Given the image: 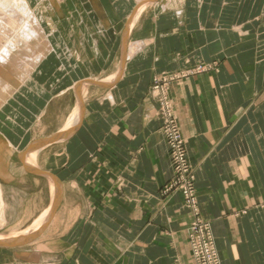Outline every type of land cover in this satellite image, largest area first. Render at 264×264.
<instances>
[{
  "label": "crops",
  "instance_id": "1",
  "mask_svg": "<svg viewBox=\"0 0 264 264\" xmlns=\"http://www.w3.org/2000/svg\"><path fill=\"white\" fill-rule=\"evenodd\" d=\"M259 1L66 0L56 51L0 110V182L26 208L5 234L45 223L0 247V264H195L192 214L160 191L172 167L148 90L199 62L217 70L172 81L169 95L200 213L222 264H264Z\"/></svg>",
  "mask_w": 264,
  "mask_h": 264
},
{
  "label": "built area",
  "instance_id": "2",
  "mask_svg": "<svg viewBox=\"0 0 264 264\" xmlns=\"http://www.w3.org/2000/svg\"><path fill=\"white\" fill-rule=\"evenodd\" d=\"M210 70H217L216 63L199 62L181 71L155 76L152 79V91H150L158 103V113L161 118L160 131L168 147L172 167V176L160 191L164 196L172 192L181 193L183 206L192 214L187 234L195 264L222 263L215 245L211 223L200 213L193 168L188 160L186 142L181 134L168 88L173 80Z\"/></svg>",
  "mask_w": 264,
  "mask_h": 264
},
{
  "label": "bare ground",
  "instance_id": "3",
  "mask_svg": "<svg viewBox=\"0 0 264 264\" xmlns=\"http://www.w3.org/2000/svg\"><path fill=\"white\" fill-rule=\"evenodd\" d=\"M39 1L40 2L43 1L39 7V11H41V13L46 12L48 9L53 10L55 13H58L60 11L59 9H61L66 3V0H39ZM36 8H37V4L34 5L33 0H0V28H4V29L6 28L9 30L13 28L17 29L19 25L18 22L22 21L23 23L22 28L20 30L17 29L18 33L15 32L16 37L13 36V38L8 42V46L2 49V51L0 52V61H3V62L6 61V58L9 57L8 55L10 54V52H12V49L13 47H15L18 39H23L25 42L28 43L31 40H33V35H32L33 32L39 31L38 33H40L41 37L44 35V32L42 31V27H41V20H40L43 17L38 18V16L35 15ZM53 48L54 47L48 43L46 44L45 47H41L40 49L35 50L32 56L30 55L31 58L29 57L30 62L26 64L25 75L24 76L21 75L22 78L19 77L20 81L18 80L19 83L16 86H14V84L11 85L7 83V81L4 78L2 79L4 82H2V80L0 81V91L2 92L8 91V95L6 97L0 95V110L6 104V102L12 97V95L15 94L16 91H21L23 87L28 85V83L30 82V78L32 77V73L36 70L39 63L42 60H44L48 54H50L51 50L52 51L54 50ZM134 50L135 49L132 47V49L129 50L128 55L132 54ZM1 65L2 64H0V66ZM28 157L29 159H32L31 154ZM5 209L6 208H5L4 198H3V190H2V185L0 182V225L3 224L6 218ZM39 223H41V221ZM36 225L37 223L34 226Z\"/></svg>",
  "mask_w": 264,
  "mask_h": 264
},
{
  "label": "rangeland",
  "instance_id": "4",
  "mask_svg": "<svg viewBox=\"0 0 264 264\" xmlns=\"http://www.w3.org/2000/svg\"><path fill=\"white\" fill-rule=\"evenodd\" d=\"M38 1L39 0H33V4L34 5L37 4V8L35 10V15H37L38 18H40V17L42 18L43 17L40 20H41L42 31L44 32L45 36L43 35L42 36L43 38H42L40 36V33H38L39 31H36V32H33V34H32L33 35V40H31L28 43L25 42L23 39H18V41L16 40L17 43H16L15 47H13L12 52H10V54L8 55L9 57L6 58V61L5 62L0 61V64H2L0 66V81L4 78L7 81V83H9L11 85L14 84V86H16L19 83L18 80L20 81V78H22L21 75L22 76L25 75L26 64L30 62V58L33 55V52L35 50H38L41 47H45L46 44H48V43L51 44L54 47L53 48L54 49L53 52H55V50L57 49V48H55L54 44L51 41V36H54V34L51 31H53V30L56 31L58 29L57 15H56V13L53 10H49V9L46 12L41 13V11H39V7H40V5L42 4L43 1L42 2H40V1L38 2ZM72 3H70L71 6H72ZM263 4H264V0H260L259 1L260 10L264 9V5ZM70 21H68V24H69ZM18 24L19 25H18L17 29L20 30L22 28V26H23V23L21 21V22H18ZM20 24H22V25H20ZM5 29L4 28H0V52L2 51V49H4L5 47L8 46V42L13 38V36L16 37L15 35H16V33H18L17 32L18 30L15 29V28H13L11 30H9V29L5 30ZM54 38L56 40H59L58 33H55V36L52 37V40ZM51 52H52V50H51ZM194 75H196V74H194ZM194 75H192V76H194ZM152 81H151V84H150V87H149L148 91H149V96L152 99H154L152 97V95H151V92H150V91H152V89H151ZM2 82H4V81L2 80ZM168 91H169V88H168ZM1 92L2 91H0V95H2L4 97H6L8 95V91H3L2 94H1ZM157 115H158V117L160 119V122H161V118H160L159 113H158V103H157ZM5 151H4L3 148H0V155H1V153L5 152ZM29 161H30V159H29ZM33 162H35V159H34ZM14 163H15V161H14ZM30 189H31L30 190V192H31L30 195H32L34 191H33L32 187ZM2 190H4V189H2ZM12 195H14V193H12L9 189H7V190L5 189L3 191V198H4L5 208H6L5 209V212H6L5 217L6 218H5V221L3 222V224L0 225V234L8 232V231L14 229L15 227H17L18 225H15L14 223H12V217H13L12 215H16L17 212H20V211L22 212V211H24L26 209L24 206H21V207L18 206V201L14 200V199H16V195H15L14 199H11ZM27 200H29V198H25L24 199V205L25 206H28V204H26ZM12 202L15 203L14 207L11 206ZM43 217H44V215H43ZM34 225H32L33 228H37L38 227V226H34ZM1 258L2 259H11L10 252L9 251L5 252L3 254V256H0V259Z\"/></svg>",
  "mask_w": 264,
  "mask_h": 264
},
{
  "label": "water",
  "instance_id": "5",
  "mask_svg": "<svg viewBox=\"0 0 264 264\" xmlns=\"http://www.w3.org/2000/svg\"><path fill=\"white\" fill-rule=\"evenodd\" d=\"M126 39H127V35L125 32L124 43H126ZM60 138H62V135H55L47 139L45 142L46 143L54 142ZM44 224L45 223H43L41 227H39L38 229H34V230H24L16 233L0 234V247H15L31 241L37 235V233L41 231Z\"/></svg>",
  "mask_w": 264,
  "mask_h": 264
}]
</instances>
